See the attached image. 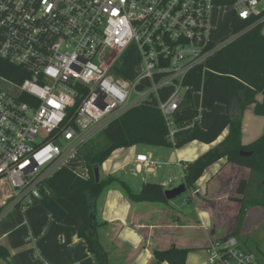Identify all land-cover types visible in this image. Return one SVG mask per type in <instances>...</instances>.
<instances>
[{
    "label": "built area",
    "instance_id": "1",
    "mask_svg": "<svg viewBox=\"0 0 264 264\" xmlns=\"http://www.w3.org/2000/svg\"><path fill=\"white\" fill-rule=\"evenodd\" d=\"M263 1L0 0V57L27 73L22 83L0 76V219L45 198L62 167L75 171L82 147L153 95L171 135L184 77L234 39L210 47L214 10L248 20ZM133 45L142 67L126 82L121 59ZM165 87L173 93L162 101ZM135 162V173L158 165L145 153ZM208 254V264H264L234 236Z\"/></svg>",
    "mask_w": 264,
    "mask_h": 264
},
{
    "label": "crops",
    "instance_id": "2",
    "mask_svg": "<svg viewBox=\"0 0 264 264\" xmlns=\"http://www.w3.org/2000/svg\"><path fill=\"white\" fill-rule=\"evenodd\" d=\"M217 10L211 20L213 43L212 37L217 33L220 21ZM232 20L233 16L231 23ZM228 37L229 40L233 38L230 34L215 44L221 45ZM262 100L263 97L258 96V101ZM193 102L199 111L198 123L202 129H207L218 115L227 112L222 104L212 110L202 108L200 93L194 94ZM191 114L192 110H183L179 118ZM231 115L236 121L242 120L243 145L260 137L264 119L255 117L253 107L242 114L232 109ZM247 124H251L250 133L246 130ZM192 131V126L176 127L170 135L172 147L136 145L131 147V155L125 158L120 153L126 149L117 150L110 157L116 161L105 176L124 181L134 192H139L148 182L162 184L167 189V184L171 179L176 180L178 172L184 184L187 164L219 147L229 134L227 129L211 144L193 141L177 147ZM144 153L158 165L152 171L141 166V173H135L136 157ZM107 162L109 160L104 164ZM105 176L101 177L106 179ZM84 177L88 178V173ZM253 177L250 169L222 158L206 168L191 189L192 197L176 205L173 201L169 204L134 202L118 181L113 182L98 199L95 211L97 220L104 223L98 232L110 264H155L154 250H167L173 246L188 250L186 264H208L210 244L231 235L237 238L245 252L264 255V242L257 237L258 232L264 231V207L248 208L242 224L237 226L241 203L236 199L242 198L237 189L241 181ZM258 183L264 188V181ZM0 245L9 251L0 264H97L87 242L78 236L77 229L55 221L42 201L14 208L0 219Z\"/></svg>",
    "mask_w": 264,
    "mask_h": 264
},
{
    "label": "trees",
    "instance_id": "3",
    "mask_svg": "<svg viewBox=\"0 0 264 264\" xmlns=\"http://www.w3.org/2000/svg\"><path fill=\"white\" fill-rule=\"evenodd\" d=\"M264 10L259 16L248 20L234 17L231 23V37L228 44L217 50L204 65L191 69L183 80V102L180 110H192V114L179 118L176 127H193L191 134L176 146L193 141L206 144L216 142L228 129L229 134L217 148L203 154L194 162L188 163L184 175L187 190L195 187L206 168L222 158L228 162L248 168L254 176L240 182L237 193L242 196L236 199L241 203L238 227L242 224L248 208L264 207V188L258 183L264 181V133L249 145L242 144V120H234L231 110L242 114L253 107L258 116L264 117ZM230 37L224 39L228 41ZM210 47H217L212 43ZM0 76L22 83L27 76L22 66L11 64L0 57ZM145 85V84H144ZM173 93V87L159 91L162 101ZM202 95V108L212 110L217 104L226 106L227 112L218 115L207 129L198 123L199 111L194 107V94ZM258 96L263 100L258 101ZM102 135L108 141L107 147L91 146L92 139L80 149L85 160L89 178L79 176L72 167H62L46 185L48 195L42 204L58 223L74 226L78 236L87 242L89 252L97 264H110L109 255L101 243L99 228L104 225L96 218V205L104 190L118 181L130 200L134 202H154L169 204L166 187L162 184L145 183L139 192H134L124 181L113 176L97 182L94 171L109 160L112 154L120 149L136 145L155 147H172L170 129L159 110V101L154 95L142 105L128 110L122 117L110 123L96 137ZM250 152L242 156L241 152ZM257 185L258 193L252 192ZM178 198V197H177ZM234 236V235H231ZM229 237V236H228ZM187 249L171 247L167 250H154L155 264H186ZM9 255L6 247L0 245V260Z\"/></svg>",
    "mask_w": 264,
    "mask_h": 264
},
{
    "label": "rangeland",
    "instance_id": "4",
    "mask_svg": "<svg viewBox=\"0 0 264 264\" xmlns=\"http://www.w3.org/2000/svg\"><path fill=\"white\" fill-rule=\"evenodd\" d=\"M217 9L218 10L216 12L219 14L220 21L218 24L219 26L217 27V33H215V35L212 37V39L215 43L219 44L221 42L222 38L229 36L231 34L230 23H231L232 15L230 14V12H232V9L230 7H221V8H217ZM260 9L264 10V1L261 3ZM263 29H264V27H263ZM138 57H139V51H138L137 47L135 45H133L128 49L126 54L121 59V65H123V69H121L120 74H121V78L124 81L130 82L133 79V77H135L137 74L138 75L140 74L142 65H141L140 61L138 60ZM182 111L183 110L180 111V114ZM255 117L264 119L263 116L256 115ZM248 127H250V128H248ZM246 130L248 132L251 130V124H247ZM261 132L262 133H261L260 137L263 135L264 129ZM260 137H258L257 139H259ZM108 145H109L108 141L102 135L95 137L94 140L91 142V146L97 147V148L107 147ZM144 146H148V145H144ZM140 149L142 150L143 147ZM120 154L124 158L127 156H130L131 155V148L123 150ZM72 161L75 164L74 165L75 172L79 176H86L88 173V168H87L86 162L82 158V156L81 157L75 156ZM115 161H116V158H110L109 162H107L106 164H104L100 167V179H104L102 177L106 175V171L111 169V166L114 164ZM127 173L129 174L130 172H127ZM119 175H121V174H119ZM109 176H105V177L108 178ZM128 178H130V177H128ZM182 183H183V178L181 177L180 173L178 172L176 180L173 183H171L170 185H168L166 190L171 191V190L179 187L180 185H182ZM259 189L260 188L257 185H255L252 187L251 190L254 193H258ZM191 197H192V191L187 190V192H185L183 195H181L178 198H176L175 200H173V202L175 203L174 205L181 203V202H187V200ZM257 237L259 239H261V241L264 242V231L261 230L260 232H258ZM254 256H256V258L260 262L264 263V255L254 254Z\"/></svg>",
    "mask_w": 264,
    "mask_h": 264
},
{
    "label": "water",
    "instance_id": "5",
    "mask_svg": "<svg viewBox=\"0 0 264 264\" xmlns=\"http://www.w3.org/2000/svg\"><path fill=\"white\" fill-rule=\"evenodd\" d=\"M242 156H250L251 153L250 152H246V151H242L241 152ZM95 174V179L97 182H100V169L96 168L94 171ZM187 191V188L184 184L180 185L179 187L171 190V191H167L166 192V196L169 200H173L181 195H183L185 192Z\"/></svg>",
    "mask_w": 264,
    "mask_h": 264
}]
</instances>
